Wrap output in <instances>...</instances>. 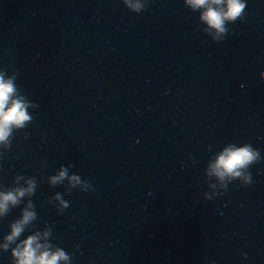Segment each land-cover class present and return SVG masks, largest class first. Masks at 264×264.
I'll return each mask as SVG.
<instances>
[{"label":"clouds","instance_id":"clouds-1","mask_svg":"<svg viewBox=\"0 0 264 264\" xmlns=\"http://www.w3.org/2000/svg\"><path fill=\"white\" fill-rule=\"evenodd\" d=\"M150 0H121L131 13L139 15L149 5ZM184 6L192 12L199 13V22L204 34L213 42H223L229 32L228 25L238 20H245L247 0H183ZM264 81V72L260 73ZM17 73L9 74L0 70V149L7 150L15 131L25 129L33 119L29 109H37L27 97L21 94L16 84ZM261 160V152L251 144H226L216 153L207 165L206 176L215 181L203 194L205 200L211 201L228 191L229 185L238 181L241 186L252 183L249 168ZM61 166L55 175L48 178L50 186L67 182L69 189L81 193L94 191L93 185L78 174L69 175V168ZM37 182L33 177L18 175L13 187L0 189V219L6 217L11 209L19 207L29 200L21 210L19 218L9 225V231L0 239V252L10 253L11 264H73L74 256L58 247L53 240V228L45 226L43 230H31L30 226L38 219L37 212L30 198L34 195ZM219 188V190H217ZM53 200L57 212L63 213L70 202L57 193ZM25 233H28L25 235Z\"/></svg>","mask_w":264,"mask_h":264}]
</instances>
